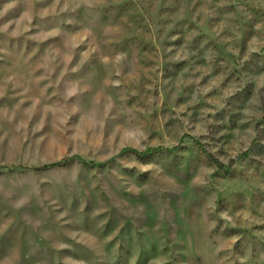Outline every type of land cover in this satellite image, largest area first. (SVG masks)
<instances>
[{
	"label": "rangeland",
	"instance_id": "obj_1",
	"mask_svg": "<svg viewBox=\"0 0 264 264\" xmlns=\"http://www.w3.org/2000/svg\"><path fill=\"white\" fill-rule=\"evenodd\" d=\"M0 264H264V0H0Z\"/></svg>",
	"mask_w": 264,
	"mask_h": 264
}]
</instances>
